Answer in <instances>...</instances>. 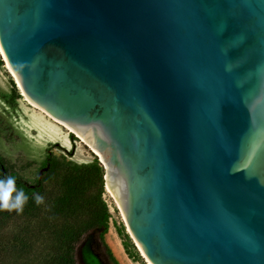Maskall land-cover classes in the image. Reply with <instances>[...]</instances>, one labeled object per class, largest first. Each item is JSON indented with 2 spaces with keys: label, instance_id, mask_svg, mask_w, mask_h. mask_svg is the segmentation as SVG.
I'll use <instances>...</instances> for the list:
<instances>
[{
  "label": "water",
  "instance_id": "1",
  "mask_svg": "<svg viewBox=\"0 0 264 264\" xmlns=\"http://www.w3.org/2000/svg\"><path fill=\"white\" fill-rule=\"evenodd\" d=\"M0 58L150 264H264V0H0Z\"/></svg>",
  "mask_w": 264,
  "mask_h": 264
},
{
  "label": "rangeland",
  "instance_id": "2",
  "mask_svg": "<svg viewBox=\"0 0 264 264\" xmlns=\"http://www.w3.org/2000/svg\"><path fill=\"white\" fill-rule=\"evenodd\" d=\"M13 81L20 94L16 99L12 96ZM49 153L66 155L78 163L99 161L87 151L75 132L48 119L31 104L4 63L0 64V155L15 165L26 181L35 184ZM44 185V203L40 204L37 217L0 214V264H41L59 243L55 236L58 226L64 221L85 226L90 221L87 212L55 216L53 203L59 195V186L55 182H44ZM102 197L110 212L109 230L104 239L100 238L99 230H94L79 246L81 264H112L105 243L121 264H150L139 251L104 187ZM17 235L29 238V253L21 251Z\"/></svg>",
  "mask_w": 264,
  "mask_h": 264
},
{
  "label": "trees",
  "instance_id": "3",
  "mask_svg": "<svg viewBox=\"0 0 264 264\" xmlns=\"http://www.w3.org/2000/svg\"><path fill=\"white\" fill-rule=\"evenodd\" d=\"M0 64L3 60L0 58ZM13 98L16 99L20 94L13 81ZM0 179L11 175L16 178L17 188H23L28 194L29 200L19 215L37 217L40 205L35 203L32 198L33 193L44 192V182H55L59 186L60 192L55 199L53 209L57 217H69L87 212L90 221L85 226L63 222L55 230L58 244L53 247L51 253L42 261L41 264H81L78 248L89 237L94 230H99V236L104 239V235L109 230L110 212L106 201L103 199V181L105 171L99 161L91 163H78L73 159H68L66 155H56L49 153L43 162V172L35 184L26 181L17 171L13 164H9L0 155ZM0 214L11 216L17 212L0 211ZM64 220V219H63ZM120 232V229H119ZM17 235L19 248L21 251L29 253L31 242L29 238ZM105 246L112 259V264H121L115 255L111 253L108 244ZM126 249L127 243H125Z\"/></svg>",
  "mask_w": 264,
  "mask_h": 264
},
{
  "label": "clouds",
  "instance_id": "4",
  "mask_svg": "<svg viewBox=\"0 0 264 264\" xmlns=\"http://www.w3.org/2000/svg\"><path fill=\"white\" fill-rule=\"evenodd\" d=\"M32 198L37 205L44 203V197L39 193H33ZM29 196L23 188H17V181L14 176H7L0 179V211L22 213L28 203Z\"/></svg>",
  "mask_w": 264,
  "mask_h": 264
},
{
  "label": "bare ground",
  "instance_id": "5",
  "mask_svg": "<svg viewBox=\"0 0 264 264\" xmlns=\"http://www.w3.org/2000/svg\"><path fill=\"white\" fill-rule=\"evenodd\" d=\"M28 99V98H27Z\"/></svg>",
  "mask_w": 264,
  "mask_h": 264
}]
</instances>
